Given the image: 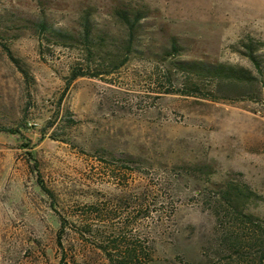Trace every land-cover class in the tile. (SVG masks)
Returning <instances> with one entry per match:
<instances>
[{
  "label": "rangeland",
  "instance_id": "374dc122",
  "mask_svg": "<svg viewBox=\"0 0 264 264\" xmlns=\"http://www.w3.org/2000/svg\"><path fill=\"white\" fill-rule=\"evenodd\" d=\"M128 5L145 15L140 42L112 75L70 81L78 51L30 23L78 36L89 12L95 34L119 43L112 13ZM172 39L181 60L255 74L249 46L264 74V0H0V126L19 131L0 133V264H109L94 236L112 231L142 245L149 264H264V84L172 92L184 85L162 62ZM129 157L145 163L141 174L119 170ZM184 165L254 196L224 206L216 186L174 172Z\"/></svg>",
  "mask_w": 264,
  "mask_h": 264
},
{
  "label": "trees",
  "instance_id": "16d2710c",
  "mask_svg": "<svg viewBox=\"0 0 264 264\" xmlns=\"http://www.w3.org/2000/svg\"><path fill=\"white\" fill-rule=\"evenodd\" d=\"M112 16L119 20V24L124 30L125 37L123 41H118L119 43H116L114 40L108 42V35L106 34H95L93 19L89 12H85L81 18V29L78 36L66 30L55 29L49 26L45 20L31 21L30 23L39 38H45L47 42L54 41L57 46H67L78 51L80 54V61L76 63V67L72 68L69 78L70 81H74L77 78L87 76L99 77L103 75H112L134 56L140 42L139 31L143 25V23L140 22L145 18L143 10L128 5L116 8ZM170 46V51H164L162 53V62L168 64L169 74L173 73L179 76L184 84L183 86L181 85L182 89H176L172 92H179L190 96V94L200 92L202 90L201 84L205 81L210 82V86H213L215 89L225 86L232 89H240L244 84H264V74L261 65L257 57L254 56L252 48L249 46H247L248 54L246 56L253 65L255 74L245 68L221 63L181 60L179 59V46L175 39H172ZM2 47L9 58L17 64L25 80L28 81L29 76L27 71L17 63L18 61L12 57L10 50L5 45ZM116 52L120 54V62H118L119 57L114 55ZM91 64L94 65V69H92ZM91 71L93 73H91ZM187 83L191 85L190 88H188ZM216 100H218V98H216ZM0 133L15 135L19 134V131L0 126ZM29 156H31L30 160L34 161V164L31 166L32 170L38 171L39 165L37 161L31 153H29ZM115 163L119 164V170H125L128 174H141L142 166L145 164L141 159L133 157L115 160ZM209 169L210 167L206 165H184L176 168L174 172L184 176V178L199 186H205L206 182L213 184L218 190L217 195L219 199L224 206L227 207L235 208L245 199L254 196L249 187L243 183L228 181L213 183L210 179ZM37 183L40 189L51 201H53V193L40 181L39 176L37 177ZM147 210V207H145V212H148ZM102 213L103 209L94 206H90L86 212V214L96 217L100 216ZM114 216H116V214H114ZM243 216L248 223L255 226V228H259V225L253 224L252 216ZM60 220L62 231V229H64L63 222L65 219L60 217ZM259 229L264 232V228ZM87 232L92 233L90 229H88ZM116 232L117 233L112 231L111 236L102 237L98 234L94 236L95 238L99 237L97 239V247L109 264H149V261L146 259V251L142 245L127 239L122 232Z\"/></svg>",
  "mask_w": 264,
  "mask_h": 264
},
{
  "label": "built area",
  "instance_id": "2783aa9c",
  "mask_svg": "<svg viewBox=\"0 0 264 264\" xmlns=\"http://www.w3.org/2000/svg\"><path fill=\"white\" fill-rule=\"evenodd\" d=\"M261 104L264 105V96L261 99Z\"/></svg>",
  "mask_w": 264,
  "mask_h": 264
}]
</instances>
